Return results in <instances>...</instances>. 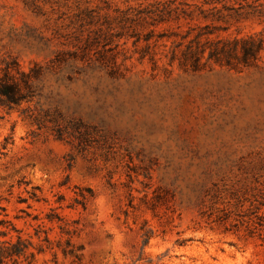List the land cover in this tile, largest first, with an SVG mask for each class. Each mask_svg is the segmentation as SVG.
<instances>
[{
    "label": "rangeland",
    "instance_id": "obj_1",
    "mask_svg": "<svg viewBox=\"0 0 264 264\" xmlns=\"http://www.w3.org/2000/svg\"><path fill=\"white\" fill-rule=\"evenodd\" d=\"M56 54L29 105L60 111L63 139L0 105V219L31 233L57 194L93 196L57 209L80 260L33 264H264L244 222V168L264 161V0H0V65Z\"/></svg>",
    "mask_w": 264,
    "mask_h": 264
},
{
    "label": "trees",
    "instance_id": "obj_2",
    "mask_svg": "<svg viewBox=\"0 0 264 264\" xmlns=\"http://www.w3.org/2000/svg\"><path fill=\"white\" fill-rule=\"evenodd\" d=\"M242 42L246 41L242 40ZM260 49V44L244 46L241 59L246 62L248 57L255 58ZM209 58L216 61L220 60L215 53H211ZM61 59L59 54H56L55 58L49 61L51 65L48 66L50 67H45L37 61H32L29 67L24 69L16 56L7 55L1 60L0 65V105L8 110L20 109L29 122L38 128L50 123V130L58 139H63L62 127L65 126L60 122L62 120L60 111L54 114L50 109L36 108V105H34L35 109H31L29 104L38 97L40 83L47 72L50 70L54 71L55 67H57L56 73H62V68H59V66L54 67V65H59L62 61ZM197 62L198 58L194 57L193 63ZM24 104L25 106H23ZM78 122H68L67 126L69 125L71 129H76V125L80 124ZM81 136L82 134L80 133L75 137L80 141ZM244 169L251 173L249 176L250 185L247 186L250 192L247 208L249 214H247L244 222L250 234L262 236L264 235V213L261 214L259 211L264 208V161L252 162ZM147 177L149 178V176ZM75 189L70 203L62 205L63 196L57 194L54 200L57 204L56 207L49 206L42 216L38 214L31 216L33 221L32 224L30 223L32 227L31 233H25L23 229L17 227L10 220L0 219V264H33L37 255L46 252L52 255L54 261H56L58 253L79 261L81 257L80 248L73 243V238L77 236V221L67 218L57 210L63 208L74 209L77 206L84 208L86 201L93 196L91 188H85V193L82 192L81 188L76 187ZM209 195L210 192L203 194L201 203L206 205L209 202L208 206L211 209L216 203L213 200L216 194L214 193L207 197ZM229 196L236 201L239 198L236 191L231 192ZM30 198L36 201L39 200L35 194H31ZM16 218L24 219L20 216H16ZM219 219L221 218H217V220ZM141 230L142 244L144 246L148 243L151 233L142 227Z\"/></svg>",
    "mask_w": 264,
    "mask_h": 264
}]
</instances>
